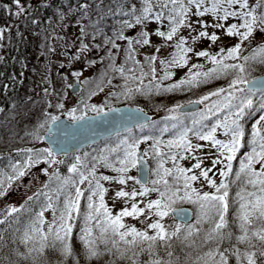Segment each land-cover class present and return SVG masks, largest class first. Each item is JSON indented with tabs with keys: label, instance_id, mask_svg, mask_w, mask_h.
Wrapping results in <instances>:
<instances>
[{
	"label": "snow or ice",
	"instance_id": "obj_1",
	"mask_svg": "<svg viewBox=\"0 0 264 264\" xmlns=\"http://www.w3.org/2000/svg\"><path fill=\"white\" fill-rule=\"evenodd\" d=\"M13 3L14 15L28 14L31 5L22 0ZM80 8L87 18L89 5ZM111 15L118 20L110 34L94 28L90 40L99 36L97 43H84L86 28H80L81 46L74 55L80 60L94 49L98 60L89 63L103 66L95 80L81 81L95 84L87 99L103 92L105 85L110 90L102 105L82 98V107L67 110L66 115L80 127L87 123L89 111L96 117H111L127 135L114 147L75 155L65 165L58 157L66 153V142L51 140L56 147H35L53 126L66 127L61 115L51 111L64 114L62 94L44 89L45 96L58 99L55 104L45 101L42 119L25 133L33 146L16 149L19 159H8L7 169L0 168L3 197L32 169L48 166L40 169L47 181L24 204L0 209V225H20L9 239L25 251L12 248V255L32 258L33 264L36 257L49 254L58 257L55 264H99L104 257L108 258L104 264H180L172 250L178 240L181 251L189 250L183 264H231L233 260L264 264V77L249 78L264 66V43L252 47L257 35L264 34V0H121ZM150 24L156 27L149 29ZM3 35L0 29V40ZM221 35L236 42L224 47L218 43ZM205 41L207 48L197 47ZM214 45L218 51L211 50ZM144 48L153 51L142 53ZM176 70L186 71L174 79ZM82 74L72 73L77 79ZM115 80L121 83L114 84ZM222 80L226 83L189 102L202 108L192 111L175 104L160 121L143 109L122 111L110 104L188 92ZM252 117L257 118L249 129ZM136 127L150 132L134 135ZM165 134L170 138L164 139ZM133 171L140 175H131ZM117 202L124 206L117 210ZM177 203L192 205L194 213L177 211ZM190 216L194 218L189 220ZM129 218L137 223H129ZM6 243L0 235V250ZM204 248L207 251L201 254ZM5 261L15 264L9 256H0V264Z\"/></svg>",
	"mask_w": 264,
	"mask_h": 264
},
{
	"label": "trees",
	"instance_id": "obj_2",
	"mask_svg": "<svg viewBox=\"0 0 264 264\" xmlns=\"http://www.w3.org/2000/svg\"><path fill=\"white\" fill-rule=\"evenodd\" d=\"M22 2L26 6L31 5V7L27 15L16 16L14 13L17 11V8L14 5L13 0H0V29L4 30L3 39L0 40V56L3 57V59L0 60V168L4 169H7L8 159H19V156L16 154V149H24L33 146L30 137L26 136L25 133L30 131L39 119H42V111L45 108V101L48 100V96H44L42 91L38 90L41 85V70L39 67L42 58H50V50L52 49V35L49 29L41 28L39 22L42 21L44 23L49 19L55 21L60 26L61 30L64 31L66 37L70 36V29L74 28L77 30V35L75 36L77 39L76 44L71 45L72 47L70 48V57L71 59H74V55L78 54V50L81 46L80 28H86V35L83 37L84 43L92 44L99 42V36L94 42L90 40L91 36L93 35L94 28L100 27L105 32L110 34L111 26L118 20V17L111 15V12L118 10L121 0H22ZM83 3H87L89 5L90 10L87 18L81 15L82 10L80 5ZM205 19L210 20V18L207 17ZM155 27V24L149 25V29ZM33 29L35 34L38 33L36 37L37 40L30 38L28 39L27 37L28 33L32 32ZM208 31L212 32L213 29L209 28ZM152 39L154 42L159 43L155 36H153ZM231 39L232 38L230 37L221 35V41L218 43L224 47H230L236 42L231 41ZM32 41H34V43H32ZM260 43H264V41L257 43L252 42V47L254 48ZM197 47L207 48L208 42L205 41L200 43L197 45ZM211 50L218 51V48L214 45ZM141 51L142 53L147 54L153 51V49L144 48ZM102 54L103 53H100V55ZM166 54L167 52H165V55ZM245 54H247V52ZM83 58L84 66L87 64L91 65L89 61L98 60V54L93 49L86 52L83 55ZM78 62H80V60H78ZM194 62L203 63L204 61ZM207 66L209 65H206V67ZM91 68L92 72H90V74L86 77H83L81 81L86 79L90 81L95 80L100 75V73L103 72V66L100 63H97L95 66L91 65ZM176 71L177 76L174 79H179L181 76H183L184 71L186 70ZM263 74L264 66H258L255 71L251 72L249 78L253 79ZM55 82L58 84L59 82H63L65 84L60 86L61 88L58 89H56L54 86L49 87L46 85V87L50 92L61 93L62 96L59 97V99L60 102H63L68 96V93L65 90V86H69L67 77L62 73L61 78L55 80ZM171 82L172 81H168L166 83ZM113 83L118 84L121 83V81L115 80ZM225 83L226 81L222 80L219 82H213V84L208 87H200L188 92H176L165 94L163 96H137L136 99L130 101L121 100L120 102H117L115 100H111L110 104L112 107L122 105L137 106L149 113L154 114L159 111L162 112L166 108L172 107L175 104H183L190 101H195L205 94L209 88L218 87L220 84ZM81 84V92L79 95H77L74 106L66 109V112L67 110H70L74 107H82V105H79V102L82 98H84L88 104L102 105L105 101L106 94L110 90L109 86L105 85L103 92H99L98 95L92 96L91 99H87L90 90L95 89V84ZM5 85H7V87H5ZM51 99L54 101L53 102L51 100L52 103H56L58 98L53 95L51 96ZM22 109L23 112H21ZM87 114L95 113L89 111ZM258 115L259 113H257V117ZM163 116L164 115H160L159 117H156L154 115L153 120L160 121L161 117ZM257 117H252L249 119L247 125L249 129ZM149 132L150 129H145L144 132H141L138 127L133 129V134L137 136H143L145 134H149ZM41 134L43 135L44 132L42 131ZM125 135H127L126 132L116 134L108 139H105L104 141L99 142L98 144L81 150L77 154L69 155L59 159L64 160L65 165H67L75 155L95 153L105 147H114L115 144ZM168 138H170V134H165L164 139ZM35 147L42 149L47 146L43 143V141H41L36 143ZM141 147L144 148L146 145H141ZM149 162L151 165L152 162ZM65 165L60 166L62 170H64ZM47 179L48 177L46 176L39 187H41L42 184L47 181ZM37 189L34 192H36ZM233 192H235V188H233ZM33 193L31 195H33ZM4 196L0 197V200L4 198ZM28 197L29 196H27L19 204V206L24 204ZM108 203L111 206V203ZM181 206H188L193 209L192 205L185 203H177L174 205V207ZM231 218L230 211L229 219L231 220ZM21 219L25 220L26 217H21ZM19 226L20 225L13 224L10 228L7 224L0 225V229L3 230L0 231V235H3L5 241L7 242L6 246L0 250V256H9L11 260L15 262V264H33L32 258L24 260L12 255L11 253L12 248H18L20 252L25 251V247L23 245L19 243L12 244L11 240L9 239V233L12 232L14 228ZM137 227H141V225L137 224ZM233 230L235 231V228H233ZM76 247L79 249L78 244ZM181 248H183V245L180 243V241H173L172 250L174 251L175 256L180 257V264H183L185 252L189 250L184 249V251H181ZM203 251H207V248L202 249L201 254ZM194 256L195 253H193V257ZM57 259L58 257L49 254L47 257H36L35 264H55ZM107 259V257H104L99 262V264H104V261ZM144 259H146V257H141V260ZM4 264H8V261H5ZM117 264H125V262L118 261ZM231 264H235L234 260L231 262Z\"/></svg>",
	"mask_w": 264,
	"mask_h": 264
},
{
	"label": "rangeland",
	"instance_id": "obj_3",
	"mask_svg": "<svg viewBox=\"0 0 264 264\" xmlns=\"http://www.w3.org/2000/svg\"><path fill=\"white\" fill-rule=\"evenodd\" d=\"M44 25L46 26V29H49L52 34V41H53L52 49H54V51H50V54H51V55L49 54L50 58L48 59L42 58V61L39 67L41 70V73H40V84L41 85L38 90L42 91V94L45 96L44 89L47 88L46 85L49 87L54 86L56 89H58V88H61L60 86L65 84L63 82H59V84L55 82V80H58L61 78V74L63 71H66L65 73H63V74H66L65 76L69 75L70 78L73 77L75 79L77 78L74 77L72 73L74 71H82L83 74L78 79V80H81L83 77H86L87 75L90 74V72H92L91 70L92 68H91V65L89 64L85 66L84 64H80L78 60H71L70 62V58H71L70 48L72 47L71 45L76 44L77 39L75 36L77 35V30H75L74 28L70 29L69 30L70 36L66 37L64 31L62 33L60 27L57 26L54 23V21H48L47 23H44ZM37 34H35L34 29H33V31L28 34L29 35L28 37L31 39L37 40L36 39ZM231 41H235V39L232 38ZM263 41H264V34H258L256 39L253 40V42H256V43L263 42ZM61 65H64V67H61ZM65 90L67 91L68 96L63 101L65 105L64 114H61L60 112L55 111L53 109L51 111H53L54 114L66 116L65 115L66 109L73 107L75 104L76 98L71 96L70 95L71 93L69 94L70 92L69 86L68 87L65 86ZM48 100H52L51 96H48ZM166 109L163 110L162 112L160 111L156 112L154 113V115L156 117H159L160 115H166ZM21 112H23V109L21 110ZM210 159L211 158L209 157V163H210ZM47 167L48 166L46 164H41L37 166L36 168L32 169L25 177L16 181L12 185V187L8 190L4 198L0 200V209L5 208L9 205L16 206V207L19 206V204L27 196H30L39 187V185H41L46 175H44V173L40 169L47 168ZM130 174L137 176V171H133ZM109 195H111V192L109 193ZM108 202H110L112 205L111 200H108ZM123 206L124 205L121 204L120 202H117L115 205L117 210ZM166 220L168 223L172 222L171 218H166ZM128 222L137 223L136 221H133L130 218Z\"/></svg>",
	"mask_w": 264,
	"mask_h": 264
},
{
	"label": "water",
	"instance_id": "obj_4",
	"mask_svg": "<svg viewBox=\"0 0 264 264\" xmlns=\"http://www.w3.org/2000/svg\"><path fill=\"white\" fill-rule=\"evenodd\" d=\"M260 77H264V75ZM79 91L80 85L75 83L72 88V93L76 95L79 93ZM184 105L188 106V109L186 110L192 111L200 107V105H189V103ZM116 108H119L122 111H127L128 109H136L138 107L119 106ZM144 113L152 118L151 114L145 111ZM121 114L122 113H116L114 115L120 116ZM93 117H95V119H93ZM61 120L64 122L66 127L61 130L53 126L52 133L48 134V137L44 139V142L48 145V147H56L55 144L50 143L51 140L64 141L69 145L66 153H60L59 157L76 153L90 145L98 143L99 141L109 138L115 134L124 132L123 127H121L119 124L113 123L111 117H96V115H87V123L84 127H80L78 124L73 123L70 119L64 116L61 117ZM139 175L140 173L138 172V176ZM182 209L192 212L190 208H176L177 211ZM192 217L193 216H190L189 220H192Z\"/></svg>",
	"mask_w": 264,
	"mask_h": 264
}]
</instances>
